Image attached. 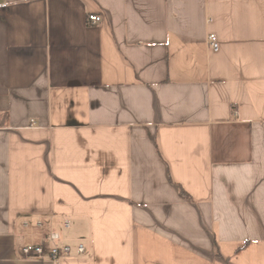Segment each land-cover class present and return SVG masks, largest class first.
Listing matches in <instances>:
<instances>
[{"label":"crops","instance_id":"crops-1","mask_svg":"<svg viewBox=\"0 0 264 264\" xmlns=\"http://www.w3.org/2000/svg\"><path fill=\"white\" fill-rule=\"evenodd\" d=\"M0 264H264V0H0Z\"/></svg>","mask_w":264,"mask_h":264},{"label":"built area","instance_id":"built-area-1","mask_svg":"<svg viewBox=\"0 0 264 264\" xmlns=\"http://www.w3.org/2000/svg\"><path fill=\"white\" fill-rule=\"evenodd\" d=\"M101 16L98 15H89L88 16V22L93 24H97L101 21ZM207 43L208 47L211 48L214 52H216L218 48V41L217 37L215 34L209 33V36L207 38ZM68 227L67 225H65ZM57 236H51V240H55ZM70 251L71 248L68 246H62V247H53V248H48L45 243H42L39 246H32V247H26L22 249V256H24L26 259L27 258H37L41 259L44 256L49 258L53 263H56V261H59L61 259L67 258L70 256ZM76 252L78 254H83L84 253V247L82 245H79L76 249Z\"/></svg>","mask_w":264,"mask_h":264},{"label":"trees","instance_id":"trees-1","mask_svg":"<svg viewBox=\"0 0 264 264\" xmlns=\"http://www.w3.org/2000/svg\"><path fill=\"white\" fill-rule=\"evenodd\" d=\"M180 194H182V196H184V193L180 191Z\"/></svg>","mask_w":264,"mask_h":264}]
</instances>
